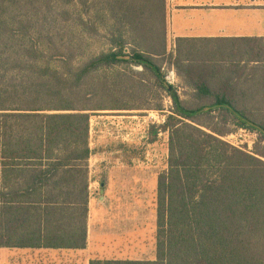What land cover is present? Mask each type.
Segmentation results:
<instances>
[{
  "label": "trees",
  "instance_id": "1",
  "mask_svg": "<svg viewBox=\"0 0 264 264\" xmlns=\"http://www.w3.org/2000/svg\"><path fill=\"white\" fill-rule=\"evenodd\" d=\"M61 23L106 28L110 49L77 67L72 54L47 55L41 42ZM166 30L165 0H0V244L86 246L91 114L75 89L135 65L171 101L148 139L168 131L155 257L89 264H264V37L177 38L170 52ZM163 64L192 92L182 97ZM227 123L258 133L252 153L218 137Z\"/></svg>",
  "mask_w": 264,
  "mask_h": 264
},
{
  "label": "crops",
  "instance_id": "2",
  "mask_svg": "<svg viewBox=\"0 0 264 264\" xmlns=\"http://www.w3.org/2000/svg\"><path fill=\"white\" fill-rule=\"evenodd\" d=\"M165 4L166 41L174 45L177 38L264 37V0H165ZM184 85L186 93L192 92ZM138 128V123L131 125L129 120H98L94 124L90 120L84 248L50 246L42 241L34 245L0 244V264H60L64 254L87 256L86 264L94 258L138 259L128 255L142 253L147 246L144 222H136L132 216V198H137L135 190L141 186V170L143 182L147 179L146 167L135 164L141 160L140 148H136L147 138H129Z\"/></svg>",
  "mask_w": 264,
  "mask_h": 264
},
{
  "label": "rangeland",
  "instance_id": "3",
  "mask_svg": "<svg viewBox=\"0 0 264 264\" xmlns=\"http://www.w3.org/2000/svg\"><path fill=\"white\" fill-rule=\"evenodd\" d=\"M59 7L57 5V8ZM78 8H80L79 5ZM99 29L100 34L88 35L82 34L78 26L73 23H61L57 25L56 29L52 30V34H54L52 37L43 38L40 47L47 55L55 54L57 51L66 53V56L72 54L73 65L77 67L90 57L110 49L111 45L107 29L102 26ZM174 48L173 41L167 42V51H174ZM47 63L60 70L63 69L61 64L53 59H50ZM171 70L175 73V81L172 84L179 87L180 95L184 97L187 88L184 87L182 78L178 76L173 66L162 65V71L165 76ZM119 72L122 75H119ZM138 82H140V85H138ZM75 91L76 105L90 109L88 112L91 114L90 120H93V124L98 120H129L131 125L134 123L139 124L137 131L133 136L129 134V138L141 141L143 135L144 138H147L144 145H139L136 148H140L141 160L135 162L136 165L140 164L146 167L147 179L143 182L144 170H141V186L135 190L137 198H132V216H134V221L137 220L136 222L141 224L144 222L147 246L142 253L132 252L128 255L138 259L153 258L156 231V182L158 175L167 166L168 131L158 132L156 141H148V139L150 138L152 126L156 127L164 123L166 115L170 113L171 101L168 95L155 83L153 77L142 70L140 66L135 65H116L114 67L101 68L82 81ZM158 104L163 106L162 111L155 109ZM224 126L227 129V133L222 136L234 133L238 129L232 123H227ZM249 139L247 137V140ZM257 139L258 133L256 139L251 142L249 153L254 151ZM96 213L97 211L94 214V218L97 216ZM64 255L65 260L60 264H86L87 256L75 258L73 254Z\"/></svg>",
  "mask_w": 264,
  "mask_h": 264
},
{
  "label": "built area",
  "instance_id": "4",
  "mask_svg": "<svg viewBox=\"0 0 264 264\" xmlns=\"http://www.w3.org/2000/svg\"><path fill=\"white\" fill-rule=\"evenodd\" d=\"M165 78L170 84H172L175 81L174 71H169V74H167ZM247 137L250 139L247 140ZM256 137L257 133L255 131L247 128H238L234 133L222 136L220 139L236 148L249 152L251 149V142H253V139H256Z\"/></svg>",
  "mask_w": 264,
  "mask_h": 264
}]
</instances>
